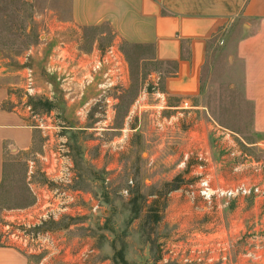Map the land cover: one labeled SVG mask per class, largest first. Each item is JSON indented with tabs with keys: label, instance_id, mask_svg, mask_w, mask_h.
<instances>
[{
	"label": "rangeland",
	"instance_id": "rangeland-1",
	"mask_svg": "<svg viewBox=\"0 0 264 264\" xmlns=\"http://www.w3.org/2000/svg\"><path fill=\"white\" fill-rule=\"evenodd\" d=\"M54 3L0 0V78L34 128L32 149L15 155L0 183V244L30 264H264L252 257L264 234L263 210L252 219L250 195L207 201L197 191L204 175L212 188L260 178L250 157L259 158L254 144L263 138L251 130L250 105L222 46L202 72L200 100L212 126L190 140L185 113L142 105L157 102L161 68L145 49L112 44L124 56L122 76L103 64L109 75L88 94L93 99L85 94L92 80L74 76L71 59L57 67L40 19ZM85 35L82 45L98 39L100 55L114 41L108 27Z\"/></svg>",
	"mask_w": 264,
	"mask_h": 264
},
{
	"label": "crops",
	"instance_id": "crops-1",
	"mask_svg": "<svg viewBox=\"0 0 264 264\" xmlns=\"http://www.w3.org/2000/svg\"><path fill=\"white\" fill-rule=\"evenodd\" d=\"M48 8L40 16L46 33L43 45L51 43L45 53L58 58L59 69L64 59H71L76 69L72 74L80 80L91 75L85 89L89 99L105 69L92 71L101 55L98 39L82 45L88 41L85 30L108 27L114 35L109 46H139L147 52L144 58L161 67L153 79L157 87L152 95L158 100L142 105L185 113L193 124L187 131L190 140L201 139L212 126L200 100L202 72L222 46L230 65L237 68L234 79L250 105L251 130L264 139V0H55L54 9ZM143 106L135 111L138 118ZM33 139V126L0 78V183L15 155L30 152ZM260 209L264 210V199L250 198L252 219ZM30 262L24 253L0 244V264Z\"/></svg>",
	"mask_w": 264,
	"mask_h": 264
},
{
	"label": "built area",
	"instance_id": "built-area-1",
	"mask_svg": "<svg viewBox=\"0 0 264 264\" xmlns=\"http://www.w3.org/2000/svg\"><path fill=\"white\" fill-rule=\"evenodd\" d=\"M107 66L109 69L112 68L113 70L118 71V76H122V70L123 66L125 65L124 59L122 57V54L117 46H109L108 48L105 49L103 54L101 55V58L96 61V64L92 68V71L98 70L102 65ZM109 71H105L104 76L109 75ZM91 76V75H89ZM89 76L85 80V82H89ZM27 85L29 84L28 81H31V70H28L27 76ZM30 85V84H29ZM29 87V86H28ZM32 90V87L28 90L29 93ZM183 105L186 107H189L187 105V102H184ZM29 109V107H27ZM256 147H258V151L260 153L259 158H251L250 157V167L251 171L255 173V175H258L260 178H250V185H246L245 183H240L235 186H231L228 188H223V187H216L212 188L209 182L208 176L204 175L199 179V185L197 187L198 194L206 199L207 201H211L212 198H233L235 196H249L250 198H263L264 199V139L259 140L256 144H254ZM202 156H199V159H201ZM46 216V213L42 215L44 218ZM262 221L259 222L260 229L258 231L263 232L264 234V210L262 212ZM25 227H29L30 224H22ZM255 225L257 226V221L255 222ZM8 235L14 236V232L8 231ZM25 238L30 237L29 233L24 234ZM264 242V239H263ZM254 250H257L256 253H252V257L257 260L261 259V262H264V244L262 245V249L258 250L257 247L253 248L251 251L254 252ZM258 251H262L263 254H261Z\"/></svg>",
	"mask_w": 264,
	"mask_h": 264
},
{
	"label": "trees",
	"instance_id": "trees-1",
	"mask_svg": "<svg viewBox=\"0 0 264 264\" xmlns=\"http://www.w3.org/2000/svg\"><path fill=\"white\" fill-rule=\"evenodd\" d=\"M39 103H41V104L43 105V108H44V110H46V111H47V110H50V109L53 107L52 103H51L50 101H48V100H45V101H43V102H39ZM174 188H176V186H175ZM135 193H136V195H138V190H136ZM135 201H136V198L133 197V198L131 199V203L133 204V206H135V203H134ZM156 205H158V201H157V200L153 201L152 206L154 207V206H156ZM138 210H139L138 208H133V207H132V211L137 212ZM136 214H137V213H136ZM153 217H154V221H158V220L160 219L159 214H154ZM119 257H120L122 263H125L124 260H123V257H122L121 255H119Z\"/></svg>",
	"mask_w": 264,
	"mask_h": 264
}]
</instances>
